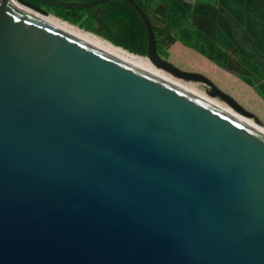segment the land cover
I'll return each mask as SVG.
<instances>
[{
  "label": "water",
  "instance_id": "95a60500",
  "mask_svg": "<svg viewBox=\"0 0 264 264\" xmlns=\"http://www.w3.org/2000/svg\"><path fill=\"white\" fill-rule=\"evenodd\" d=\"M0 264H264V132L0 0Z\"/></svg>",
  "mask_w": 264,
  "mask_h": 264
},
{
  "label": "trees",
  "instance_id": "16d2710c",
  "mask_svg": "<svg viewBox=\"0 0 264 264\" xmlns=\"http://www.w3.org/2000/svg\"><path fill=\"white\" fill-rule=\"evenodd\" d=\"M17 1L37 13L51 15L93 34L130 54L139 57L147 54L144 23L127 2L112 0L76 10L38 0ZM134 2L150 20L156 50L161 58L167 60L170 48L177 42L171 32L170 11L188 8L189 25L222 53L217 61L219 65L250 86L256 87L260 80H264V0H215L214 4H189L184 0ZM241 57L247 58L258 69L259 76L243 64Z\"/></svg>",
  "mask_w": 264,
  "mask_h": 264
},
{
  "label": "rangeland",
  "instance_id": "374dc122",
  "mask_svg": "<svg viewBox=\"0 0 264 264\" xmlns=\"http://www.w3.org/2000/svg\"><path fill=\"white\" fill-rule=\"evenodd\" d=\"M14 1L19 3L17 0ZM63 1L81 2V0H63ZM184 1L189 4L198 3V2L207 3V4L215 3V0H184ZM49 16L51 18H55L51 15ZM170 24H171V32L176 37L177 42L169 50V56L167 60L170 63H172L176 68L182 71L201 74L206 78H208L210 81H212L215 84V86L219 90H221L222 92L233 98L245 110L254 114L258 118L259 124L255 125L252 119H247L244 117L243 118L248 122H250V124H253L257 128H260L261 130L264 131V80H260V82L256 85V87L250 86L241 79L227 72L223 68V66L219 65L217 61L219 60L220 55L222 53L217 49V47H215L210 42H208L200 33L195 31L189 25L188 8H180V9L178 8L175 11H170ZM78 30L84 32L83 30L80 29ZM141 58L143 60L142 64H144L142 65L143 68H146L164 78H167L170 81H173L176 84L207 99L208 101L210 100V102L212 101V103H215L225 108L226 110H229L230 112L234 113L226 103H224L218 98L209 96L207 94L208 89L206 86L196 82H187L177 79L172 75L153 67V65L149 63L147 58L145 57H141ZM222 60L223 59H221V61ZM240 60H242L243 64H245V66H247L248 69L252 71L254 75L259 76L258 69L252 66L247 58L241 57Z\"/></svg>",
  "mask_w": 264,
  "mask_h": 264
},
{
  "label": "bare ground",
  "instance_id": "6f19581e",
  "mask_svg": "<svg viewBox=\"0 0 264 264\" xmlns=\"http://www.w3.org/2000/svg\"><path fill=\"white\" fill-rule=\"evenodd\" d=\"M24 7H25V6H24ZM26 8H27V7H26ZM31 11H32V10H31ZM33 12H35V11H33ZM35 13H37V12H35ZM37 14L40 15V16H42V17H44V18H46L47 20L53 22L54 24H56V25L62 27L63 29L69 31L70 33L76 35L77 37H79V38L85 40L86 42L92 44L93 46L99 48L100 50H102V51L108 53L109 55L115 57L116 59H118V60H120V61H122V62H125V63H127V64H129V65H131V66H133V67H136V68H139V69L144 70V71H146V72H149V73H151V74H154V75L160 76V75H158V74H156V73H154V72H152V71H150V70H148V69H146V68H143L142 65H144V64H142V63H143V60H142L141 57L136 56V55H134V54H130L129 52H127V51H125V50H123V49H121V48H119V47H115V46H113L112 44H110L109 42L104 41V40H102V39H100V38H98V37H96V36H93V35H91V34H89V33L81 32V31H79L76 27H74V26H72V25H69V24L66 23V22H63V21L58 20V19H55V18H51L50 16H47V15L44 16V15H41V14H39V13H37ZM147 60H148V59H147ZM149 63H150V62H149ZM150 64H151V63H150ZM151 65H152V64H151ZM153 67H154V66H153ZM156 69H157V68H156ZM160 77H162V76H160ZM162 78H164V77H162ZM164 79L170 81V80L167 79V78H164ZM170 82L176 84V83L173 82V81H170ZM176 85H178V84H176ZM179 86H180V85H179ZM181 87H182V86H181ZM183 88H184V87H183ZM191 92H192V91H191ZM193 93H194V92H193ZM209 101H210V100H209ZM211 102H212V101H211ZM214 104H215V103H214ZM216 105H217V104H216ZM218 106H219V105H218ZM220 107H221V106H220ZM221 108H223V107H221ZM223 109H225V108H223ZM225 110H226V109H225ZM227 111H229V110H227ZM229 112H230V111H229ZM231 113H232V112H231ZM232 114H234V113H232ZM234 115L238 116L239 118H241L242 120H244L245 122H247L248 124H250V122H248L247 120H245L243 117H240V116L237 115V114H234ZM253 123H254V122H253ZM250 125L254 126L253 124H250ZM255 125H256V124H255ZM254 127H256V126H254ZM256 128H257V127H256ZM258 129L261 130L260 128H258ZM261 131H263V130H261ZM263 132H264V131H263Z\"/></svg>",
  "mask_w": 264,
  "mask_h": 264
},
{
  "label": "crops",
  "instance_id": "0c3cea01",
  "mask_svg": "<svg viewBox=\"0 0 264 264\" xmlns=\"http://www.w3.org/2000/svg\"><path fill=\"white\" fill-rule=\"evenodd\" d=\"M171 49V48H170Z\"/></svg>",
  "mask_w": 264,
  "mask_h": 264
}]
</instances>
